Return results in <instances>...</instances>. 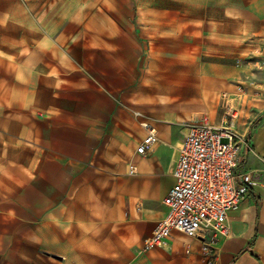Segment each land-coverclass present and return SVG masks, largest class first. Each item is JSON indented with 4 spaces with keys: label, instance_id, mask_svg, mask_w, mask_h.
Returning a JSON list of instances; mask_svg holds the SVG:
<instances>
[{
    "label": "crops",
    "instance_id": "1",
    "mask_svg": "<svg viewBox=\"0 0 264 264\" xmlns=\"http://www.w3.org/2000/svg\"><path fill=\"white\" fill-rule=\"evenodd\" d=\"M31 1L43 35L0 62V264H207L199 238L177 231L142 246L165 215L185 126L218 124L226 105L246 140L233 169L246 188L214 264H264V0L139 9L155 33L139 67L130 13L116 18L110 0L65 13ZM142 120L158 135L143 157Z\"/></svg>",
    "mask_w": 264,
    "mask_h": 264
},
{
    "label": "built area",
    "instance_id": "2",
    "mask_svg": "<svg viewBox=\"0 0 264 264\" xmlns=\"http://www.w3.org/2000/svg\"><path fill=\"white\" fill-rule=\"evenodd\" d=\"M139 125L144 136L135 152L143 157L157 144L158 135L156 127L147 120ZM236 125V111L226 105L218 124L204 117L185 126L171 170L174 183L163 198L165 215L144 241L143 251L160 246L177 231L199 238L206 263L214 264L216 252L212 244L227 236L228 213L238 207L246 188L240 187L233 171L239 152L246 145ZM129 172H135L134 165H129ZM239 180L246 186L254 185L247 173L241 174Z\"/></svg>",
    "mask_w": 264,
    "mask_h": 264
},
{
    "label": "rangeland",
    "instance_id": "3",
    "mask_svg": "<svg viewBox=\"0 0 264 264\" xmlns=\"http://www.w3.org/2000/svg\"><path fill=\"white\" fill-rule=\"evenodd\" d=\"M41 3L42 8L47 7L43 2ZM57 3L63 13L70 8V0H57ZM93 4H99L100 7H102L103 0L78 1L79 9L83 10L92 8ZM110 5L114 10H117L115 14L116 18H123L126 16V12L130 13V25L134 27L136 40L141 46L139 50L138 67L139 64L144 66L147 59L150 57L152 49L149 47L153 42L155 33L152 32V18L144 16L141 19L143 21L140 22L136 18V13L139 9H170V0H110ZM38 8V1H31V6L29 8V0H0V62L2 58L22 59L23 56L29 54V43L34 45L33 43L38 41L39 35H43L36 32L37 26L35 22L40 19L39 16L35 15V9ZM158 19L167 18L159 17ZM31 47L33 48V46ZM81 50L82 48H80V51ZM80 55H82L81 52ZM6 66L10 67L11 65ZM14 66L17 67V65L11 67ZM1 67H4V65H0V68ZM209 118L210 117H207L208 120ZM2 147L5 146L3 145ZM119 151L121 152V148H119ZM0 152L3 151L0 150ZM160 187L162 191V183Z\"/></svg>",
    "mask_w": 264,
    "mask_h": 264
},
{
    "label": "bare ground",
    "instance_id": "4",
    "mask_svg": "<svg viewBox=\"0 0 264 264\" xmlns=\"http://www.w3.org/2000/svg\"><path fill=\"white\" fill-rule=\"evenodd\" d=\"M179 145V144H178Z\"/></svg>",
    "mask_w": 264,
    "mask_h": 264
}]
</instances>
